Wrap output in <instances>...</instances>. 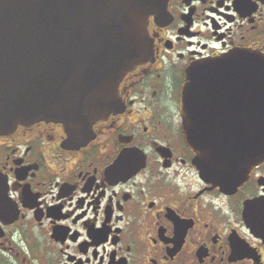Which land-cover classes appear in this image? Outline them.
Returning <instances> with one entry per match:
<instances>
[{
	"label": "flooded vegetation",
	"instance_id": "af4514ba",
	"mask_svg": "<svg viewBox=\"0 0 264 264\" xmlns=\"http://www.w3.org/2000/svg\"><path fill=\"white\" fill-rule=\"evenodd\" d=\"M148 32L153 53L124 76L118 109L0 134V264H264V161L244 180L230 158L211 173L181 113L190 68L264 54V0H168ZM228 100L206 111L225 113L214 131L238 130Z\"/></svg>",
	"mask_w": 264,
	"mask_h": 264
},
{
	"label": "water",
	"instance_id": "95a60500",
	"mask_svg": "<svg viewBox=\"0 0 264 264\" xmlns=\"http://www.w3.org/2000/svg\"><path fill=\"white\" fill-rule=\"evenodd\" d=\"M167 3L0 0V134L39 121L91 127L118 109L124 76L153 53L149 18L161 17ZM217 78L233 80L228 86L237 93L223 94L221 84L210 82ZM218 95L229 98L237 132L210 128L225 114L206 112ZM181 105L197 164H211V173L218 174L216 159H233L237 180H244L264 161L263 53H237L193 66Z\"/></svg>",
	"mask_w": 264,
	"mask_h": 264
}]
</instances>
